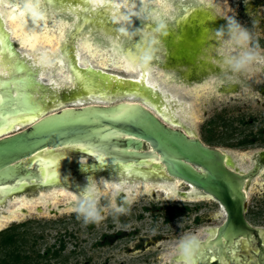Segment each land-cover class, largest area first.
<instances>
[{
	"label": "water",
	"instance_id": "1",
	"mask_svg": "<svg viewBox=\"0 0 264 264\" xmlns=\"http://www.w3.org/2000/svg\"><path fill=\"white\" fill-rule=\"evenodd\" d=\"M73 52L83 92L49 83L48 68L13 40L0 4V233L9 232L0 264H176L170 254L185 233L201 237L196 264H244L240 243L264 239L251 208V180L264 164L240 171L233 152L173 126L151 78L90 70ZM68 157L76 171L65 169ZM87 175L126 179L130 211L114 214L101 192L105 219L78 220L71 185ZM243 250L248 264L259 263L256 248L243 242Z\"/></svg>",
	"mask_w": 264,
	"mask_h": 264
},
{
	"label": "rangeland",
	"instance_id": "2",
	"mask_svg": "<svg viewBox=\"0 0 264 264\" xmlns=\"http://www.w3.org/2000/svg\"><path fill=\"white\" fill-rule=\"evenodd\" d=\"M53 1L0 0V4L13 40L41 69L48 68L45 78L54 88L83 92L84 75L73 52L76 47L82 65L90 70L151 78L155 90L164 93L169 102L168 116L173 126L196 135L204 143L233 152L232 160L240 171L248 172L256 164H264V65H252L237 75L235 83L218 87L215 92L200 87L221 72L215 33L227 24L222 17L234 16L248 26L264 48V0H172L171 9L161 7L157 0L149 9L170 31L166 38H161L163 51L159 60L148 68L133 61L140 37L146 43L145 34L152 33L155 24L151 20L142 24L133 18L129 30L141 32L132 39L119 31L125 22L117 23L122 15L133 10L132 0H88L89 4L85 0L64 4ZM16 4L32 5L34 10L44 8L51 19L67 20L70 27L63 32L60 48L55 46L58 31L50 23L38 33L36 48L24 47L15 33L17 24L9 18ZM109 15L118 32L109 22ZM25 20L19 23L22 32L33 28L32 11L27 10ZM46 36L52 37V44L45 41ZM90 42L101 45V49L114 44L125 57H113L111 51L103 50L92 53L87 49ZM54 55L65 60L61 71L56 70ZM69 74L72 81L67 80ZM251 208L255 226L264 230V171L251 180Z\"/></svg>",
	"mask_w": 264,
	"mask_h": 264
},
{
	"label": "clouds",
	"instance_id": "3",
	"mask_svg": "<svg viewBox=\"0 0 264 264\" xmlns=\"http://www.w3.org/2000/svg\"><path fill=\"white\" fill-rule=\"evenodd\" d=\"M151 2L152 0H140V6L137 7V0H132L133 10L128 11L117 20V23L120 20L125 22V26L121 27L119 31L132 39L137 36L138 32H141L139 29L129 30L133 18L139 19L142 24L149 20L155 24L153 32L145 34L148 37L146 43H142L140 37V47L134 55L133 62H138V66L143 68H148L154 61L159 60L163 51L161 38H166L170 31L158 15H154V10L146 6ZM25 7L32 11L30 6L25 5ZM222 18L227 21V24L215 33L221 72L204 81V86L209 87L213 92L218 87L235 83L237 75L245 72L252 65H264V48H261L253 31L248 26L242 25L234 16ZM6 75L7 73L0 69V76ZM80 163L85 169L87 161H80ZM85 180L86 183L83 186L71 185L75 191L71 196L73 206L70 210L76 213L77 219L81 220L83 224H98L105 219L104 207L100 204L99 199L101 192L110 194V207L114 214L125 215L130 211L128 205L132 201L127 195H123L121 198V194L126 191L128 185L126 179L101 177L97 180L95 176L87 175ZM169 192L174 195V188L170 187ZM118 198H121L119 204L117 203ZM201 247L202 240L199 234L185 233L177 239L170 255L175 258L176 264H196Z\"/></svg>",
	"mask_w": 264,
	"mask_h": 264
},
{
	"label": "bare ground",
	"instance_id": "4",
	"mask_svg": "<svg viewBox=\"0 0 264 264\" xmlns=\"http://www.w3.org/2000/svg\"><path fill=\"white\" fill-rule=\"evenodd\" d=\"M129 1V0H128ZM157 0H152L151 3H148L146 6L149 8L151 7ZM161 7H164L165 9H171L172 7V0H158ZM137 5H140V0H137ZM30 8L32 9V21H33V28L28 29L27 31L25 30L24 32H22L20 29H18L20 27L19 23H23L26 22L25 20V16L27 14V8L23 5H14V9L11 11L12 13L10 14L9 18L11 20V22L16 23L17 26L15 28V33L17 38L19 39V41L21 42V44L24 47H28V48H36L38 41V33H41L43 31V28L45 27V25H48L50 23L51 28L55 29L58 31V33H56L55 35V39H56V47L60 48L61 46V42L63 39V32L70 27V23L67 20H63L60 18H55V19H51L50 17H48L47 13L45 12V9L43 8L42 10H34L32 5H29ZM18 22V23H17ZM55 34V33H54ZM36 37V38H35ZM46 42H48L49 44L53 43L52 37L46 36ZM55 47V48H56ZM107 48L105 49H101L102 46H96L92 45V43L90 42V44L87 45V49L89 51H91L92 53L94 52H98L99 51H111V56H118V57H125L122 56V54L118 53V46L114 45V44H110V45H106ZM95 49V50H94ZM55 52L57 53V51L55 50ZM113 52V53H112ZM55 57V61L57 64V71H61L63 69L65 65V60L61 57V55H54ZM67 80L72 81V75L69 74V76H67ZM201 88H208L207 86L201 85ZM264 167V166H263ZM262 169V168H261ZM261 171V170H260ZM260 174V173H259Z\"/></svg>",
	"mask_w": 264,
	"mask_h": 264
},
{
	"label": "flooded vegetation",
	"instance_id": "5",
	"mask_svg": "<svg viewBox=\"0 0 264 264\" xmlns=\"http://www.w3.org/2000/svg\"><path fill=\"white\" fill-rule=\"evenodd\" d=\"M19 64L23 65L22 62L19 63ZM65 164H66L65 169L68 168L67 165H69V167L72 170L76 171V168H74V165H77V164L73 163V161H71L69 159V157H68V160L65 161ZM262 171H264V167H262L260 172H262ZM243 242H245L246 245H248L251 249L256 248V250H257V259L259 261L258 264H264V251L262 250L264 248V239H262V237L259 235V233H255V235L252 238V242L244 240V241H242L240 243V246H239L240 248H239L237 253H239V256H243V258H244L243 259V263L244 264H248L249 257H248V255L243 253V251H244L243 250Z\"/></svg>",
	"mask_w": 264,
	"mask_h": 264
},
{
	"label": "trees",
	"instance_id": "6",
	"mask_svg": "<svg viewBox=\"0 0 264 264\" xmlns=\"http://www.w3.org/2000/svg\"><path fill=\"white\" fill-rule=\"evenodd\" d=\"M210 141V140H209ZM9 232H3V233H0V239H2V237L4 235H7ZM108 241L106 240L105 243H107ZM13 243V238H8L5 242H4V245L7 247L9 245H11Z\"/></svg>",
	"mask_w": 264,
	"mask_h": 264
},
{
	"label": "snow or ice",
	"instance_id": "7",
	"mask_svg": "<svg viewBox=\"0 0 264 264\" xmlns=\"http://www.w3.org/2000/svg\"><path fill=\"white\" fill-rule=\"evenodd\" d=\"M0 63H2V62H0Z\"/></svg>",
	"mask_w": 264,
	"mask_h": 264
}]
</instances>
